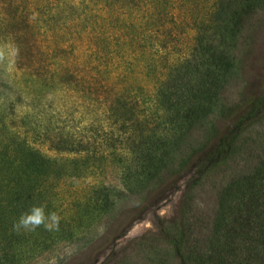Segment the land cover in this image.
<instances>
[{"label": "trees", "instance_id": "trees-1", "mask_svg": "<svg viewBox=\"0 0 264 264\" xmlns=\"http://www.w3.org/2000/svg\"><path fill=\"white\" fill-rule=\"evenodd\" d=\"M261 2L0 0V68L7 89L0 93V264H21L27 247L44 244L36 235L46 240L55 233L57 227L43 224L19 226L33 207L55 213L58 224L81 218L90 207L102 212L112 197L104 187L92 186L88 201H74L75 215L68 217L56 214L54 191L63 180L100 171L108 159L121 170L124 186L143 194L162 188L189 164L191 191L229 158L247 116L207 152L199 147L176 161L191 130L208 120L221 78L233 66L227 43ZM189 26L194 45L185 52ZM142 72L153 82L151 93L139 85ZM54 86L70 94L68 110L63 106L68 119L70 111L83 116L81 132L58 108H38L43 92ZM23 97L32 106L20 107ZM262 103L264 93L254 106ZM263 172L264 162L252 176L256 183L247 177L237 180L233 196L227 190L203 248L191 247L184 228H176L170 246L181 264H264Z\"/></svg>", "mask_w": 264, "mask_h": 264}, {"label": "rangeland", "instance_id": "rangeland-1", "mask_svg": "<svg viewBox=\"0 0 264 264\" xmlns=\"http://www.w3.org/2000/svg\"><path fill=\"white\" fill-rule=\"evenodd\" d=\"M251 8L249 14H245L240 30L225 47L233 66L227 76L221 78L212 113L206 122L191 130L176 161L199 147L205 149L201 154L207 152L242 117L247 116L249 119L235 140L229 158L210 171L191 191L189 184L194 168L190 164L162 188L143 194L135 187L129 191L124 186L121 170L110 159L103 164V169L89 177L88 174L63 180L54 191L58 200L56 214L61 217L75 215L76 208L73 209L72 203H83L84 198L86 203L92 186L107 189L112 194L111 202L102 212H93L90 207L88 214L81 218L63 221L46 240L36 235L37 241L44 242L43 249L27 247L21 264H181L180 257L170 246V239L177 234L178 227L184 228L185 240L191 247L201 249L206 245L214 234L224 200L229 197L227 190L233 196L237 180L247 177L256 183L258 179L252 176L264 162V103L254 106L264 93V2ZM187 21L192 24L190 15ZM185 31L189 35L184 36L180 47L187 52L194 45L195 32L191 26ZM0 63L2 66L3 62ZM4 72L5 69L0 68V93L7 92ZM147 76L142 72L139 85L151 93L153 82ZM55 87L49 88L52 94L49 90L43 92L46 99L44 103L38 101L41 103L38 108L48 111L58 108L62 119L69 125L79 126L81 132L83 116L70 111L68 119L66 111L70 94ZM20 104V107L32 106V100L23 97ZM42 150L54 154L45 146ZM263 175L264 172L259 177ZM230 185L235 187L229 188ZM235 230L237 233V228Z\"/></svg>", "mask_w": 264, "mask_h": 264}, {"label": "clouds", "instance_id": "clouds-1", "mask_svg": "<svg viewBox=\"0 0 264 264\" xmlns=\"http://www.w3.org/2000/svg\"><path fill=\"white\" fill-rule=\"evenodd\" d=\"M46 221H51V223H46ZM59 218L55 215V213H48L45 215V211L43 207H33L29 213L22 215L19 221V226L22 227H39L40 225H44L45 228L51 230L52 227H58Z\"/></svg>", "mask_w": 264, "mask_h": 264}]
</instances>
